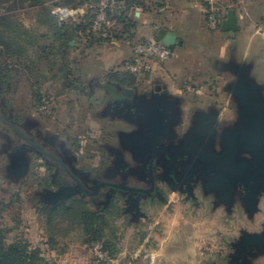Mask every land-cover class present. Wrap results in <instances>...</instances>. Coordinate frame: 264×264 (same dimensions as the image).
Returning a JSON list of instances; mask_svg holds the SVG:
<instances>
[{"label":"rangeland","instance_id":"rangeland-1","mask_svg":"<svg viewBox=\"0 0 264 264\" xmlns=\"http://www.w3.org/2000/svg\"><path fill=\"white\" fill-rule=\"evenodd\" d=\"M121 1L0 0V230L6 232V243L26 241L41 250L49 264H64L66 259L87 264H264L263 255L256 257L255 251L240 257L246 235L263 233L264 215L248 219L244 213L230 216L222 207L213 209L204 182V191L197 189L194 201L171 191L161 177L157 186L167 201L144 198L135 209L129 196L115 198L111 208L93 196L99 178L119 184L136 180L121 171L110 175L121 166L140 168L137 148L128 140L141 141L152 133L156 139L177 125L173 122L168 129L138 113L108 110L110 94L105 87L115 84L114 76L125 77L135 49L149 42L132 46L125 63L115 62L119 47L130 42L126 21L117 22L128 0ZM245 8L240 32L228 38L235 46L228 41L226 78L229 85L233 64H239L264 94V10L250 4ZM99 17L105 20L96 26ZM221 24L209 31V46L201 51L204 65L198 73L207 74L191 73L182 81L153 70L135 76L138 83L133 88L157 78L182 87L187 104L205 106L207 93L224 85L218 74L225 65L218 70L211 65L225 42ZM70 31L75 33L66 43ZM195 92L201 95L195 97ZM141 102L147 104L144 98ZM94 169L101 170V177ZM77 182L88 194L79 191ZM54 202L64 203L66 209L50 223L44 208ZM84 212L105 216L103 241L116 245L114 262L97 260L101 243L85 244L88 236L80 222Z\"/></svg>","mask_w":264,"mask_h":264},{"label":"flooded vegetation","instance_id":"flooded-vegetation-1","mask_svg":"<svg viewBox=\"0 0 264 264\" xmlns=\"http://www.w3.org/2000/svg\"><path fill=\"white\" fill-rule=\"evenodd\" d=\"M262 21L264 25V19ZM134 85L118 88L115 83L105 87L110 94L109 112L121 115L138 113L146 119L158 120L160 127L167 125L168 129L173 122L177 125L170 133H159L156 139L152 138L155 135L152 133L141 141L128 140L130 145L137 148L140 168L137 167V170L136 165L121 166L110 175L117 176L121 171L136 180L131 184L129 179H125L119 184L115 180L105 182L99 178L93 196L109 202L108 208L112 207L115 198L122 196H129L134 209L136 202L144 198H158L165 203V192L157 186L160 178L164 177L165 184L178 196L185 194L187 198L197 201L195 192L197 189L203 192L202 185L206 183V200L213 209L222 207L226 214L230 212V216L237 211L244 213L248 219L250 216L253 219L263 216L264 140L254 141L247 130H243L250 124L245 122V112H255V98L243 94L240 95V103L235 104L229 95L207 93L205 106L187 104L179 114L178 106L172 99L157 93L158 86L134 89ZM193 94L195 97L201 95ZM143 98L153 108L148 109L147 104L141 102ZM216 99L225 102L213 104ZM247 101L251 103H243ZM261 111L264 116V107ZM229 128L232 130L228 134ZM190 130L193 132L187 136ZM63 169L67 172V169ZM94 170L96 176L101 177V170ZM77 183L79 191L83 195L88 194L83 183ZM261 226L263 232L264 224Z\"/></svg>","mask_w":264,"mask_h":264},{"label":"crops","instance_id":"crops-1","mask_svg":"<svg viewBox=\"0 0 264 264\" xmlns=\"http://www.w3.org/2000/svg\"><path fill=\"white\" fill-rule=\"evenodd\" d=\"M129 2H135L133 8H131L126 16L131 24V28L128 29V44L119 47V54L116 57L115 62L125 63L126 58L132 56V46L146 41H155L162 43L166 39L175 38L176 46L173 51H171V59L167 65L161 64L156 65L154 68V74H159L161 76L170 75L175 80L181 79L184 81L189 74L197 73L204 75L207 73H198L200 68L204 65L202 60V48L208 47L209 29L207 27L206 13L203 4V0H128ZM117 3H122L121 0H116ZM224 17L223 22L220 27V33L224 36V45L219 48L218 54L219 58L211 63L213 69L218 70V67L223 64L225 65L224 70L218 74V77L224 81V85L221 88L214 90L213 93H220L221 95H229L233 103L239 104L240 95L248 94L251 96L264 95L260 90L249 92L246 89L239 87L240 80L245 76L246 67L242 68L239 64H233V69L231 70V75L233 76L232 81L228 85V57H224L228 51V38L230 34L239 33L241 30V17L246 14L247 4L256 5L258 10L263 12L264 10V0H224ZM254 3V4H251ZM229 11H234L237 20L236 31H228L224 28V21L227 18ZM234 44V42H230ZM211 48V46H210ZM212 51L214 49L212 47ZM201 53V54H200ZM245 56H242L244 58ZM234 60L237 59V55L233 56ZM237 61V60H236ZM241 61H237L240 63ZM249 79L253 80L249 73ZM113 82L119 84L120 86H130L132 83L130 78L124 77L119 79L114 76L112 78ZM256 83V82H255ZM175 84L163 83L157 78L144 83L141 89H150L151 87L158 86L159 89L157 93L161 97H166L172 99L179 103L178 111L183 110V107L187 105L186 92L181 87H177ZM256 85L260 86L259 83ZM210 88L208 89V91ZM211 103V101H209ZM213 102V101H212ZM222 99H216L213 104L224 103ZM244 103V102H243ZM182 108V109H181ZM264 224V221H263ZM257 234H260L257 232ZM264 257V255H263ZM114 262V259H113ZM60 264V263H58ZM64 264H87L86 260H68ZM255 264V263H253Z\"/></svg>","mask_w":264,"mask_h":264},{"label":"trees","instance_id":"trees-1","mask_svg":"<svg viewBox=\"0 0 264 264\" xmlns=\"http://www.w3.org/2000/svg\"><path fill=\"white\" fill-rule=\"evenodd\" d=\"M112 1L113 0H111V2ZM137 4L127 1L125 4V12H122L120 15L121 17H117V22L124 23L126 21V31L131 28L126 13ZM57 30L59 31V29ZM74 33V31H70L69 34H66V43H70ZM125 77L130 78L132 83L136 81L135 76L128 72L125 74ZM63 209H66L65 204L57 202L51 206L45 207L44 212H48L49 222L51 223L54 216ZM80 222L84 226L85 235L88 236L85 240V244L96 245L101 243V253H107L109 260L115 259L118 253L116 245L111 241H103L104 231L107 227L105 216L101 217L99 214L93 212H84L81 214ZM4 233L6 232L0 230V264H49L44 258L43 252L33 248L26 241L16 239L8 245ZM97 260L99 259L97 258Z\"/></svg>","mask_w":264,"mask_h":264},{"label":"built area","instance_id":"built-area-1","mask_svg":"<svg viewBox=\"0 0 264 264\" xmlns=\"http://www.w3.org/2000/svg\"><path fill=\"white\" fill-rule=\"evenodd\" d=\"M207 27L210 31H215L222 23L224 15V0H203ZM104 17H99L96 21V26H101L104 22ZM171 59V51L162 46V44L149 41L138 46L131 61L126 64L128 73L134 76H141L152 72L156 65L165 64ZM100 261H108L107 253H98Z\"/></svg>","mask_w":264,"mask_h":264},{"label":"water","instance_id":"water-1","mask_svg":"<svg viewBox=\"0 0 264 264\" xmlns=\"http://www.w3.org/2000/svg\"><path fill=\"white\" fill-rule=\"evenodd\" d=\"M237 20L235 17V13L234 11H229L227 14V18L224 21L223 25L224 28L228 31H236L238 30L237 28ZM162 46L165 47L166 49L173 51L175 46H176V41L175 38H171V39H166L164 40L162 43ZM245 76L244 78H242L239 82V87L242 89H246L249 92H254L259 90V86L256 85V83L249 79V71L245 70ZM250 97H254L256 102H255V112L254 110H250L248 113L245 112V122H247L248 124L252 123V124H256V126H251L249 124V127L247 130L248 135L252 138V140H259L262 139L264 140V123H261L262 121H264V116L262 114L261 109H263V99L261 95L258 96H251ZM245 104H249L251 103V101H247L244 102ZM246 245V247H244ZM241 249V256L240 257H244L243 255L250 252H256L255 256H261L264 255V231L261 234H253L251 236H247L246 235V239L244 244L242 245ZM241 258V259H242ZM241 264H250V263H244L242 262Z\"/></svg>","mask_w":264,"mask_h":264}]
</instances>
